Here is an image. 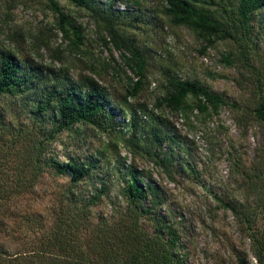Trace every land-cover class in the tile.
I'll use <instances>...</instances> for the list:
<instances>
[{
  "label": "rangeland",
  "instance_id": "obj_1",
  "mask_svg": "<svg viewBox=\"0 0 264 264\" xmlns=\"http://www.w3.org/2000/svg\"><path fill=\"white\" fill-rule=\"evenodd\" d=\"M57 2L83 26L84 39L76 49L55 25L48 0H0V45L14 49L19 57H28L44 67L53 70L63 67L72 78L82 73L91 74L107 88L113 101L120 103L127 80L135 79L136 74L123 62L118 50L109 43H102L100 30L86 10L66 0ZM114 2L116 5H140L141 11H135L144 13L141 22L134 27L128 26L126 32L149 48L142 85L136 96L126 99L128 102L142 101L153 108L165 72L175 70L182 76L198 78L210 89L221 93L227 103L220 105L215 113L191 115V123L165 107L153 108L163 112L177 128L188 152L185 158L194 169L187 175L176 164L172 178L119 140L115 147L113 132H100L82 122L62 128L44 141L45 158L63 161L69 157L80 160L91 157L89 159L96 165L92 175L72 182L66 174L44 166L30 189L19 192L3 204L0 249L4 254L36 250L58 218H67L63 210L73 201L77 202L71 190L86 196L99 189L100 180L105 182L106 191L89 205L88 215L92 222L100 215L111 216L125 203L119 193L123 178L113 165V162L124 161L149 172L160 186L163 202L156 209L176 227L185 264H239V256L246 264H254L247 235L251 229L261 228V212L254 217L249 229L229 208L223 207L218 198L239 202L245 209L248 206L244 205L252 204L259 194L260 186L250 188L248 176L253 172V166L264 171L263 124L254 118L249 107L258 93H264V7L253 14L246 44L251 70L258 71L251 76L252 71L236 64L228 65L220 58L222 52L233 48L231 39L216 37L206 42L186 26L169 23L159 12L161 0ZM237 113L243 114L238 122L233 119ZM20 122L30 124L22 106L19 107ZM160 148H166L164 142ZM178 160L180 153H176L174 162ZM144 202L147 203V199ZM78 234L80 238L87 237L82 228ZM19 259L21 264L33 263L21 255Z\"/></svg>",
  "mask_w": 264,
  "mask_h": 264
},
{
  "label": "trees",
  "instance_id": "obj_2",
  "mask_svg": "<svg viewBox=\"0 0 264 264\" xmlns=\"http://www.w3.org/2000/svg\"><path fill=\"white\" fill-rule=\"evenodd\" d=\"M66 1L88 12L100 30L102 43H109L119 51L136 78L127 80L121 101L116 103L107 88L91 74L82 73L72 78L63 67L57 70L44 67L28 57H19L12 48L0 45V229L4 224L2 209L5 201L30 189L44 166L66 174L72 182L92 175L96 165L89 159L91 157L85 156L81 160L69 157L63 161L45 158L44 141L62 128L82 122L100 132H113L115 147L119 140L172 178L171 172L177 165L187 175L194 169L185 158L188 152L177 128L163 112L153 108L165 107L191 123V115L215 113L220 105L227 103L221 93L210 89L198 78L182 76L175 70L165 72L153 108L142 101L128 102V97L139 92L149 55V48L126 32L128 26L134 27L141 22L144 13L135 11H141L140 5L120 8L114 0ZM48 2L55 25L76 49L84 39L83 26L69 12L62 10L57 0ZM262 7L264 0H161L159 12L169 23L186 26L206 42L216 37L231 39L233 48L222 52L220 58L228 65L236 64L252 71V76L258 71L251 70L246 44L253 14ZM90 72L94 73V70L90 69ZM21 106L30 124L19 123ZM249 111L263 124L264 136V93H258L253 103L251 101ZM242 117V113H237L233 119L238 122ZM163 142L166 150L160 148ZM176 153H180L178 162H174ZM116 162H113L114 168L123 178L119 193L125 203L121 208L117 207L111 216L100 215L92 222L88 215L89 205L106 191L105 182L100 180L99 189L86 196L71 190L77 202L73 201L63 210L67 218H58L36 250L4 254L0 249V264H21L19 255L32 264H185L176 227L156 209L163 202L158 183L149 172L132 162ZM253 169L248 176L251 181L248 185L252 189L256 185L260 188L252 204H245L248 207L243 209L239 202L218 199L249 229L254 217L261 212V228L251 229L247 236L254 264H264V171H259L257 166ZM249 206L252 207L249 209ZM80 228L87 234L85 239L78 234ZM238 262L246 264L241 256Z\"/></svg>",
  "mask_w": 264,
  "mask_h": 264
},
{
  "label": "built area",
  "instance_id": "obj_3",
  "mask_svg": "<svg viewBox=\"0 0 264 264\" xmlns=\"http://www.w3.org/2000/svg\"><path fill=\"white\" fill-rule=\"evenodd\" d=\"M120 8H123L124 7V4L123 5H118Z\"/></svg>",
  "mask_w": 264,
  "mask_h": 264
}]
</instances>
